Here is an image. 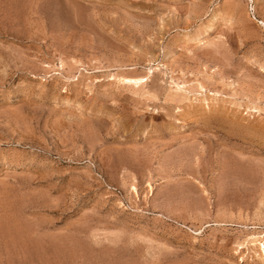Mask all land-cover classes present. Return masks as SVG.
Masks as SVG:
<instances>
[{"label": "rangeland", "instance_id": "1", "mask_svg": "<svg viewBox=\"0 0 264 264\" xmlns=\"http://www.w3.org/2000/svg\"><path fill=\"white\" fill-rule=\"evenodd\" d=\"M259 21L264 0H0V264H264Z\"/></svg>", "mask_w": 264, "mask_h": 264}, {"label": "bare ground", "instance_id": "2", "mask_svg": "<svg viewBox=\"0 0 264 264\" xmlns=\"http://www.w3.org/2000/svg\"><path fill=\"white\" fill-rule=\"evenodd\" d=\"M259 23L264 26V22L263 21H259ZM125 81V80H124ZM128 82H135V83H138V81H131V80H127ZM143 81V80H142ZM141 82V81H140ZM139 82V84H140ZM134 83V84H135ZM156 87V86H155ZM150 88V87H149ZM255 233V232H254ZM253 242H255V245H258L259 246V250H260V253H261V256L264 257V233H259V232H256L255 234H253L251 237ZM252 242V243H253ZM250 243V242H249ZM247 244V243H246ZM254 244V243H253ZM254 246V245H253ZM252 246V247H253Z\"/></svg>", "mask_w": 264, "mask_h": 264}]
</instances>
